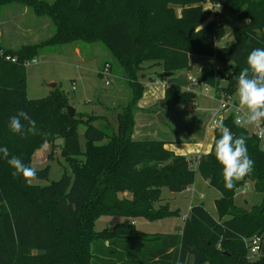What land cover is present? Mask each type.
I'll use <instances>...</instances> for the list:
<instances>
[{"label": "trees", "instance_id": "1", "mask_svg": "<svg viewBox=\"0 0 264 264\" xmlns=\"http://www.w3.org/2000/svg\"><path fill=\"white\" fill-rule=\"evenodd\" d=\"M17 4L49 18L55 31L36 44L0 45V146L32 167L36 150L63 138L61 153L71 171L50 181V166L37 169L28 184L23 176L13 175L7 159L0 160V264H264V256L248 260L244 242L254 236L264 240V148L248 127L237 125L234 115L223 122L233 137L246 138L253 160L252 170L234 180L231 189L225 187L223 166L214 154L219 128L213 132L211 150L192 157L176 154L162 140L133 139L145 90L141 76L147 75L141 71L147 62L161 66L162 80L167 73L192 69L191 54L212 57L226 64L225 71L204 66L199 81L216 95L223 91L233 97L238 77L248 67V54L264 48V0H0V11ZM207 4L211 8H205ZM220 9L236 24L234 42L224 47L215 46L225 35L226 21H217ZM211 14L213 20L204 24ZM77 41H103L130 88L129 101L117 111L116 126L107 130L94 125L103 119L98 115L69 116L68 97L57 89L42 99L27 96L29 63L50 47ZM107 64L112 69L105 62L101 76ZM194 98L177 84L166 88V99L175 103ZM21 110L36 121L34 134L25 121L23 136L8 128L9 118ZM194 165L220 192L217 218L200 203L191 206L175 233L150 235L129 224L178 217L179 209L162 204V190H187L195 180ZM249 180L263 194V202L247 210L237 206L234 197ZM124 192L130 197H121ZM103 217L124 222L98 232L96 223Z\"/></svg>", "mask_w": 264, "mask_h": 264}, {"label": "rangeland", "instance_id": "2", "mask_svg": "<svg viewBox=\"0 0 264 264\" xmlns=\"http://www.w3.org/2000/svg\"><path fill=\"white\" fill-rule=\"evenodd\" d=\"M13 6L14 10L18 9V11H22V9H19L21 7L27 8L18 4L8 7ZM5 8L2 16L7 17L9 12H5L4 10H8ZM205 8H211V5L207 4ZM27 9L35 17V23L44 24L45 22L46 28L40 30L34 38L33 36L27 38L25 42L36 44L50 37L55 31L52 21L47 17H37L29 8ZM217 10L219 11L218 8ZM10 12H12V9ZM213 18L214 14H211L204 24H208ZM233 18L224 9H220V17L217 18V21L219 23L226 21L224 25L225 35L222 39L215 41V46L224 47L234 42L233 30L236 24L232 21ZM5 19L7 22L6 37L12 38L10 34L13 33L14 29L12 30L9 26L10 21L7 18ZM23 39H21L22 42ZM81 47H83L84 55L80 53ZM188 59L192 69L178 70L172 76H166L165 79H162L161 83L155 82L160 78L159 74L163 71L161 66L149 62L144 64L145 69L141 72L147 75L141 76L145 90L135 115L134 140L151 139L165 141L168 145L186 143L196 145V143L206 141L209 134L213 132L210 125L214 111L219 107V102L215 98L216 92L213 88L206 89L203 84L192 85L188 81V76L198 77L201 68L204 66H212L216 70L225 71L226 64L216 63L212 57L193 54L189 55ZM35 60L37 63H31L26 68V91L29 99L46 98L57 89L68 97V105L75 108L76 113L98 115L103 118L96 121L95 126L104 130L110 128L109 126H116L117 111L121 106L127 104L131 91L116 57L103 41L89 43L83 41L66 42L60 46H53L42 51ZM105 62H109L112 69L101 76L100 70ZM221 73L223 74V72ZM220 81L222 85L226 84L224 78H220ZM49 84H56V87L51 88ZM73 84H75V89H73ZM171 84H177L183 90L194 94V100L161 106V100L166 99V88ZM232 98L239 103L237 92ZM243 125L250 130H254L251 124L244 123ZM84 131L85 126L81 125L79 127L81 145H84ZM181 138H184L187 142L179 141ZM63 142V138H57L53 143L45 144L33 154L31 166L35 169L50 166V181L58 180L65 172L70 173L71 171L70 164L65 161L61 153ZM188 157L192 156L188 155ZM194 168L196 170L195 180L186 193L179 195V193H172L166 188L162 190V204L168 205L171 210H177L172 209V207H179L181 214L179 213L178 217H173L176 218L175 220H169L165 223L162 221L154 223L146 221L144 226L139 225L145 233L155 235L159 233L154 232H177L176 225L183 224L184 216L189 212L190 207L200 203H204L213 216L218 215L214 203L220 197V192L206 182L196 165H194ZM243 189L245 191H242ZM120 196L130 197V194L124 192ZM172 196L173 198H171ZM175 198L177 200L174 201ZM169 201H171V206ZM262 202L263 194L255 190L254 183L250 180L236 190L234 203L237 206L249 210ZM115 222H117V219L114 220V218H100L96 223V230L98 232L110 231L113 229Z\"/></svg>", "mask_w": 264, "mask_h": 264}, {"label": "clouds", "instance_id": "3", "mask_svg": "<svg viewBox=\"0 0 264 264\" xmlns=\"http://www.w3.org/2000/svg\"><path fill=\"white\" fill-rule=\"evenodd\" d=\"M246 63L248 67L238 77L237 93L239 103L242 107L246 106L248 115L243 122L236 119L237 125L257 124L264 120V48H254L248 54ZM22 121L27 122L28 132H36V121L23 110L9 118L8 128L12 133L23 136L25 124ZM219 132L221 135L215 141L214 154L223 166L225 187L231 189L234 180H239L252 170L253 160L248 156L245 137H233L223 123L219 125ZM4 159H7V164L14 169L13 175L23 176L28 184L31 183V178L37 175V169L26 165L15 155L10 156L7 146H0V160Z\"/></svg>", "mask_w": 264, "mask_h": 264}, {"label": "crops", "instance_id": "4", "mask_svg": "<svg viewBox=\"0 0 264 264\" xmlns=\"http://www.w3.org/2000/svg\"><path fill=\"white\" fill-rule=\"evenodd\" d=\"M5 9H8V10H4V11L9 12V16H7V17L2 16L3 15V9L0 11V45H4L6 47H18L22 44H28L27 43L28 41L25 42V40L27 38H30L32 36L34 38V36L36 34H38L40 30H42L43 28H46L45 22H44V24H40L37 22L35 23V17L30 13V11L27 8H23V7L19 8V9H22V11H18V9L14 10V6L13 7H7ZM11 9H12V12H10ZM5 18H7L10 21L9 26L11 27V29L12 30L14 29L13 33L10 34L12 38L6 37L7 31L5 30V28L7 27V24H6L7 22L5 21L6 20ZM21 39H23L24 41L22 42ZM80 53L83 54V47L80 48ZM215 97H216V94H215ZM235 101H237V100L235 99ZM252 131L253 130H251V132ZM213 139H214V135H213V132H211L209 134V137H207V140L203 141L202 143H196V145H193L191 143H189V144H187V143L186 144H173V145L167 144L166 147L168 149L174 151L176 154L185 155V156H188V155L193 156V155H198L201 153H208L211 150V147L213 144ZM179 141L187 142V141H185L184 138L180 139ZM196 147H197V149H196ZM190 188L191 187H189L187 190L179 193V195H183ZM171 198H173V196ZM171 198H170V200H171ZM173 200L175 201L177 199L175 198ZM170 202L171 201H169V205L171 206ZM172 209H179V207H174V208L172 207ZM217 216H216V218H217ZM116 219H117V222H115L113 225H115L119 222H124V220L121 218H114V220H116ZM173 219L175 220L176 218H168V219L154 221V222L162 221L163 223H165V222H168L169 220H173ZM141 221H144V222H141ZM146 221L147 220H145V219H136L134 221L129 222V224H133L139 230L144 231L142 228L139 227V225L144 226ZM147 222L154 223L151 221H147ZM183 224H184V222H183ZM183 224L178 225V226L176 225L177 231H179L182 228ZM154 233L171 234V233H167V232H154ZM173 233H175V232H173Z\"/></svg>", "mask_w": 264, "mask_h": 264}, {"label": "built area", "instance_id": "5", "mask_svg": "<svg viewBox=\"0 0 264 264\" xmlns=\"http://www.w3.org/2000/svg\"><path fill=\"white\" fill-rule=\"evenodd\" d=\"M217 8H219L217 6ZM9 59V58H8ZM12 61H15L13 59ZM31 63H37V61L34 59ZM110 71V66L107 64L104 69V75L107 74ZM109 75V74H108ZM162 80L157 79L156 83H161ZM188 81L194 85H202V83L199 81L198 77L195 76H188ZM206 86V89H212L209 85L203 84ZM73 89H75V84H73ZM216 100L219 102V107L216 111H214V115L212 117V123L210 125V129L214 132L217 128H219V125L223 123L229 116L234 115L235 120L239 119L242 122L246 120V117L248 115V110L246 107H242L240 103L233 100V98L229 95H227L225 92L221 91L216 95ZM242 123L241 125H243ZM253 125V133L259 140L262 148H264V126L261 124V122L257 124H251ZM242 191H245L243 189ZM191 208V207H190ZM190 211V209H189ZM189 213V212H188ZM188 213L184 216V220L187 218ZM244 242L246 244V247L248 249V259L249 261H256L260 259L262 256H264V253L262 251L264 240L261 236H254L249 239H244Z\"/></svg>", "mask_w": 264, "mask_h": 264}, {"label": "water", "instance_id": "6", "mask_svg": "<svg viewBox=\"0 0 264 264\" xmlns=\"http://www.w3.org/2000/svg\"><path fill=\"white\" fill-rule=\"evenodd\" d=\"M166 76H172V73H167ZM49 87L55 88L56 87V84H49ZM160 104H161V106L172 105V104H174V101L173 100H169V99H163V100H161V103ZM67 112H68V115L69 116H75L76 115V109L73 108L70 105L67 106ZM159 118L162 121H164L161 116H159ZM181 139H183V138H181Z\"/></svg>", "mask_w": 264, "mask_h": 264}]
</instances>
